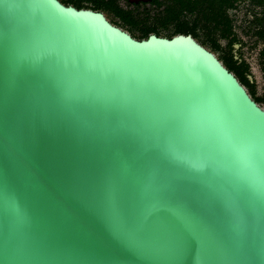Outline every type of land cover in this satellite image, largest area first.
<instances>
[{
	"label": "water",
	"instance_id": "water-1",
	"mask_svg": "<svg viewBox=\"0 0 264 264\" xmlns=\"http://www.w3.org/2000/svg\"><path fill=\"white\" fill-rule=\"evenodd\" d=\"M0 264H264V109L189 35L0 0Z\"/></svg>",
	"mask_w": 264,
	"mask_h": 264
},
{
	"label": "trees",
	"instance_id": "trees-1",
	"mask_svg": "<svg viewBox=\"0 0 264 264\" xmlns=\"http://www.w3.org/2000/svg\"><path fill=\"white\" fill-rule=\"evenodd\" d=\"M212 3L217 0H173L168 15L173 29L166 38L191 36L213 53L250 98L264 108V93L258 91L248 62L249 54L254 53L264 86V0H251L248 9L241 12L227 11L222 5L215 8Z\"/></svg>",
	"mask_w": 264,
	"mask_h": 264
},
{
	"label": "flooded vegetation",
	"instance_id": "flooded-vegetation-1",
	"mask_svg": "<svg viewBox=\"0 0 264 264\" xmlns=\"http://www.w3.org/2000/svg\"><path fill=\"white\" fill-rule=\"evenodd\" d=\"M61 5L76 10L99 13L112 26L127 33L131 38L144 40L150 35L166 38L172 33L173 0H56ZM251 0H217L227 11H246ZM228 4V6H227ZM209 6V5H208ZM147 34L145 38H141ZM135 39V40H136ZM167 39V38H166ZM263 108V107H262ZM264 109V108H263Z\"/></svg>",
	"mask_w": 264,
	"mask_h": 264
},
{
	"label": "rangeland",
	"instance_id": "rangeland-1",
	"mask_svg": "<svg viewBox=\"0 0 264 264\" xmlns=\"http://www.w3.org/2000/svg\"><path fill=\"white\" fill-rule=\"evenodd\" d=\"M248 62L250 63L251 73L253 75V78L256 81L258 91L264 93V86L262 83L261 74L259 72L258 66H257L256 61H255V54L254 53L249 54Z\"/></svg>",
	"mask_w": 264,
	"mask_h": 264
}]
</instances>
